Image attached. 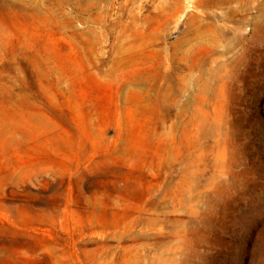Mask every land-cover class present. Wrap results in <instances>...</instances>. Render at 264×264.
I'll return each mask as SVG.
<instances>
[{
  "label": "rangeland",
  "instance_id": "374dc122",
  "mask_svg": "<svg viewBox=\"0 0 264 264\" xmlns=\"http://www.w3.org/2000/svg\"><path fill=\"white\" fill-rule=\"evenodd\" d=\"M0 264H264V0H0Z\"/></svg>",
  "mask_w": 264,
  "mask_h": 264
}]
</instances>
